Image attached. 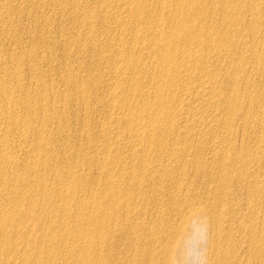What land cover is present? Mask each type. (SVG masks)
<instances>
[{"label":"bare ground","instance_id":"obj_1","mask_svg":"<svg viewBox=\"0 0 264 264\" xmlns=\"http://www.w3.org/2000/svg\"><path fill=\"white\" fill-rule=\"evenodd\" d=\"M0 264H264V0H0Z\"/></svg>","mask_w":264,"mask_h":264}]
</instances>
